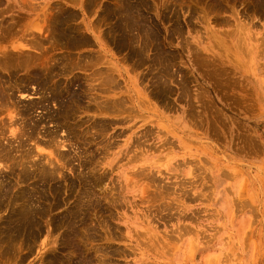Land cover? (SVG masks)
Here are the masks:
<instances>
[{
	"label": "rangeland",
	"instance_id": "1",
	"mask_svg": "<svg viewBox=\"0 0 264 264\" xmlns=\"http://www.w3.org/2000/svg\"><path fill=\"white\" fill-rule=\"evenodd\" d=\"M0 100V264H264V0H0Z\"/></svg>",
	"mask_w": 264,
	"mask_h": 264
},
{
	"label": "bare ground",
	"instance_id": "2",
	"mask_svg": "<svg viewBox=\"0 0 264 264\" xmlns=\"http://www.w3.org/2000/svg\"><path fill=\"white\" fill-rule=\"evenodd\" d=\"M9 28V27H8ZM7 34V33H6ZM226 43V42H225ZM195 51V50H194ZM31 63V62H30ZM82 64V63H81ZM9 67V66H8ZM103 81V80H102ZM105 82V81H104ZM110 82V81H109ZM109 86V85H108ZM95 99V98H94ZM1 101V100H0ZM9 101V100H8ZM118 102V101H117ZM98 106V105H97ZM7 148V147H6ZM2 151V150H1ZM8 151V150H7ZM5 158V157H4ZM7 159V158H6ZM49 164V163H48ZM41 169V168H40ZM51 173V172H50ZM191 173V172H190ZM191 176V175H190ZM146 177V176H145ZM158 188V187H157ZM160 193V192H159ZM158 194V193H157ZM161 194V193H160ZM160 196V195H159ZM89 199V198H88ZM30 203V202H29ZM109 261V260H108Z\"/></svg>",
	"mask_w": 264,
	"mask_h": 264
}]
</instances>
